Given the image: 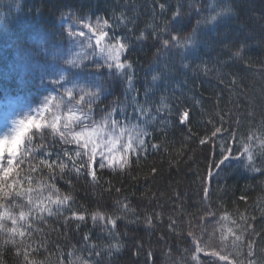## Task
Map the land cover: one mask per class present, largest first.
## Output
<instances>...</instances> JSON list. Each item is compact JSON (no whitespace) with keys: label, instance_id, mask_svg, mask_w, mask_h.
<instances>
[{"label":"trees","instance_id":"16d2710c","mask_svg":"<svg viewBox=\"0 0 264 264\" xmlns=\"http://www.w3.org/2000/svg\"><path fill=\"white\" fill-rule=\"evenodd\" d=\"M222 7L230 8L229 14L204 22ZM178 8L181 15L173 21ZM67 14L108 19L111 33L127 41L123 58L131 68L123 75L100 70L103 90L93 116L101 119L115 108L117 118L140 123L148 133L146 149L123 170L98 169L95 182L85 171L77 175L57 168L56 187L72 197L71 209L35 221L25 241L27 261L25 246L6 242L7 234L0 232V264H47L67 260L70 252L92 264H195L188 233L200 234L206 210L254 225L258 235L249 237L256 240L254 255L247 256L245 241L237 259L264 264V156L257 153L251 164L244 158L211 167L221 159V144L231 145L233 133L239 147L250 128L264 124V0H0V98L15 94L27 78L19 74L21 49L43 62L42 50L68 45L65 27L58 24ZM193 30L195 44L188 50L165 49L153 38L155 31L166 39L174 33L183 39ZM141 32L143 40L137 39ZM154 75L159 79L153 81ZM27 86L40 88V73ZM140 107L150 115L138 120ZM184 110L189 119L181 124ZM221 125L223 135L214 143H200ZM47 145L51 152L61 148L51 139ZM43 172L36 178L47 179L48 169ZM124 203L128 210L122 212ZM96 210L119 217L116 227L94 223ZM71 211L87 219L66 220ZM200 255L201 264H209V257Z\"/></svg>","mask_w":264,"mask_h":264},{"label":"snow or ice","instance_id":"6c2138e0","mask_svg":"<svg viewBox=\"0 0 264 264\" xmlns=\"http://www.w3.org/2000/svg\"><path fill=\"white\" fill-rule=\"evenodd\" d=\"M160 8L163 10L164 5L161 4ZM230 11L227 7L219 8L210 12L204 22L212 24ZM180 15L178 8L172 14L173 21ZM68 21L69 17H62V26L68 24ZM124 22L121 17L120 23ZM74 25L79 27L73 30ZM112 27L108 19L98 17L93 23L72 17L71 24L65 29L70 38L67 51L45 53L44 62L35 65L40 72L42 91L46 94L36 102L10 101L4 106L3 112H0V232L7 234L6 242L16 244L15 237L21 238L19 243L26 248V261L29 245H25L24 238L33 235V222L42 220L45 213L51 216L54 212L71 209L72 197L61 193L56 187L57 168L61 173L68 168L75 170L77 174L84 170L95 182L98 169L123 170L129 165L133 155L139 157L146 149L145 137L148 133L145 128L140 123H133L127 116L124 119L117 118V109L113 108L100 120L93 118L94 106L103 90L101 76L98 74L100 70L106 67L110 75H123L126 69L131 68V63L123 58L129 45L123 37L114 36L109 31ZM166 31V27L160 29V32ZM194 37L195 30L192 35L183 39L178 33L171 34L170 39H166L153 32V38L160 40L165 49L188 50L195 44ZM145 38L144 32L137 37L140 40ZM234 55L239 56L240 52ZM84 61L93 63L88 65ZM87 67H94L96 73H85L84 69ZM73 69L80 71L74 72ZM152 79L156 81L159 77L154 75ZM136 111L138 120L150 115L143 107L137 108ZM188 119L187 110L179 113L181 124ZM223 131L222 125L214 126L210 135L201 138L200 143H214L215 138L223 135ZM48 139L73 146V150L65 149L62 157L57 154L56 159H52V153L47 151ZM236 145L233 133L231 145L222 147L221 159L214 161L211 167L220 168L233 159L244 158L251 164L257 153L264 156V124L258 128H250L239 142V147ZM152 148L158 149L159 145L153 144ZM234 151L237 155H233ZM44 167L48 169L47 179H37V176H44ZM211 176L212 172L209 171L208 177ZM204 192L207 199V187ZM119 210L127 211V204L124 203ZM65 219L84 221L87 217L84 213L71 211L70 217ZM91 219L94 223L99 220L114 229L119 217L96 210L91 213ZM172 223L175 224L176 221ZM199 226V235L192 231L188 233L192 245L191 259L195 264H201V253L209 257V264H241L237 258L241 255L245 241L248 247L247 256L254 255L256 240L249 238L258 235L254 225L246 222L241 224L227 212L217 215L206 210L200 217ZM209 227L212 229L211 233L207 231ZM85 239L88 237L85 236ZM17 254L19 255V249ZM68 255L71 257L74 253L70 252ZM69 264L91 262L75 256ZM248 264H253V261L249 260Z\"/></svg>","mask_w":264,"mask_h":264},{"label":"rangeland","instance_id":"374dc122","mask_svg":"<svg viewBox=\"0 0 264 264\" xmlns=\"http://www.w3.org/2000/svg\"><path fill=\"white\" fill-rule=\"evenodd\" d=\"M69 15H67L66 17H68ZM72 18V17H71ZM84 20H89V21H91V22H95L96 20H91V19H89V18H87V19H84ZM60 24L62 25V23L60 22ZM71 24V19H69V21H68V24H64L63 26H66V27H69V25ZM0 25H2V23H0ZM73 27V30H75L77 27H79L78 25H74V26H72ZM84 31H87L86 29H84ZM109 31H110V29H109ZM111 32V31H110ZM77 39H79V38H77ZM70 47V43H69V45H68V47L64 50V52L65 51H67V49ZM52 52H55V51H52ZM59 52V51H58ZM45 53H49L50 54V52L47 50V48L46 49H44L43 50V53H42V56L44 57V54ZM48 59H49V62H51V56L49 55L48 56ZM41 63H43V62H41ZM84 63L85 64H88V65H91L92 63H93V61H84ZM101 63H103V61H101ZM61 66H63L62 64H61ZM72 71H74V72H79L80 71V69H73ZM84 72L85 73H87V72H93V73H96V70H95V68L94 67H87V68H85L84 69ZM34 98H36V97H34ZM41 97H38L37 99H35V100H39ZM10 101H13V100H8V101H6V102H0V112H3V110H4V106L8 103V102H10ZM28 101H31V99L29 98V100ZM0 127H2V124H0ZM225 144L226 143H222L221 144V147H224L225 146ZM228 144V143H227ZM64 145V144H63ZM227 146V145H226ZM226 146H225V148H226ZM65 149H67L68 151H72L73 150V146H70V145H64V150ZM233 153H235V152H233ZM236 154V153H235ZM59 155L62 157L63 156V151L62 152H60L59 153ZM70 163V162H69ZM71 169V168H70ZM73 170V169H72ZM73 171H75V170H73ZM25 187H27V185L25 186ZM17 189H19V186H18V188ZM63 212V211H62ZM62 212H54L51 216H48L46 213L44 214V217H56L58 214L60 215ZM32 227H33V229H36V225H35V221L33 222V225H32ZM15 239L17 240V241H19L20 242V237L19 236H17V237H15ZM29 239V237H25L24 238V240L26 241V240H28ZM16 241V242H17ZM75 256H79V257H81V259L83 260V261H89V259H87L86 257H84V256H81V255H73V256H68L67 257V260H64V259H62L63 260V264H69V261L70 260H72V259H75ZM62 260H56L55 262H53V261H49L47 264H61V261ZM92 264V263H91Z\"/></svg>","mask_w":264,"mask_h":264}]
</instances>
